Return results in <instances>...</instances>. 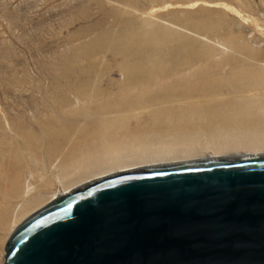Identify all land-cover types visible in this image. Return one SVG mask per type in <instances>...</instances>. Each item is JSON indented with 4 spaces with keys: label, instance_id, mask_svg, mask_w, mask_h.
Wrapping results in <instances>:
<instances>
[{
    "label": "bare ground",
    "instance_id": "1",
    "mask_svg": "<svg viewBox=\"0 0 264 264\" xmlns=\"http://www.w3.org/2000/svg\"><path fill=\"white\" fill-rule=\"evenodd\" d=\"M136 2L138 1L136 0ZM245 3L248 6L246 1ZM136 4L134 3V5ZM194 4H189L188 8H192ZM121 5L123 4L121 3ZM151 5L153 4L151 3ZM132 7L131 5L129 8L132 9ZM202 7V9L205 7L214 8L217 11L219 9V12L216 11V14L208 15L211 22L214 19V23L208 24L203 23L202 20H195L193 17L188 19L184 17L187 21L183 20L189 23L192 29L193 27L200 29L199 32L194 30L196 31L194 34L190 32V29L188 31L182 30L184 28L180 29V26L183 25L176 27L175 23V25H170L169 22L166 23L164 18H155L154 12H152L153 9H150L152 11L149 13H140L141 15L138 13L137 19L134 18L135 16L132 17L135 20H130L129 18L126 21L123 18V22L119 20L122 24H120L122 26L120 29L106 30L104 29L105 27L101 28L100 25L96 27L99 29L98 35L96 38L94 37L95 41L91 45L116 58L114 69L117 70L120 79L116 81L110 80L107 89H98L96 92L97 97L90 98L89 101L91 103L95 99H100L95 113V115L100 117V120L95 122L94 125L92 124V127L87 131L91 133L89 135L87 133L84 134L82 142L76 145L67 156V159L58 166L65 175H69L77 169H84L83 175H92L93 177L87 178L82 183H77V181L74 183L72 181L62 192L50 194L46 200L47 202L41 207L39 206L42 201L37 198L41 194L38 192V194H33L34 188L29 181H26L23 186L15 184L14 192L12 193L17 195L16 197L23 200L25 198L38 200L35 203V206H38L37 209L30 215L42 211L63 196L78 191L84 186L114 175L125 174L126 172L146 171V169L167 168L169 166L217 160L264 157V61L257 57L254 44L248 43L250 32L244 28L245 18L240 15L239 10L237 11L230 5L212 1L209 3L205 2ZM242 7L245 8L244 6ZM238 8L240 9L241 7ZM133 9L136 11V7ZM196 10L200 11L199 8H196ZM245 10L247 9L245 8ZM154 11H156L155 8ZM197 13L200 14L202 12ZM172 14L174 13L172 12ZM204 14L202 17H204ZM121 15L123 16V14ZM119 17L121 16L119 15ZM249 20H252V18ZM260 20L262 21V19ZM114 21H117V19ZM98 22L100 23L101 21ZM176 23L178 24L179 22ZM205 27L206 29L207 27L211 29L220 40L216 41L209 38L208 35H200L205 30ZM256 27L259 29L258 26ZM167 28L168 30H166ZM211 30L208 31L210 32ZM262 33L264 34V32ZM165 36L176 40L177 45L168 47L167 41L169 39L167 40ZM134 43H138L139 46L134 47ZM56 68H60V65L59 67L56 66ZM98 80L100 82V79ZM92 86L93 84L90 87ZM111 87H115L116 90L111 91L113 89ZM82 95L85 96L84 98L87 97L84 92H82ZM71 97L73 99V96ZM22 99L24 100V97ZM87 110L84 111L86 115L88 114ZM132 119L135 120V123L130 127L129 121ZM34 120H36L35 117ZM16 127L13 120L4 118L3 127L0 126V130L3 131V134L14 136L12 131H15ZM75 128L77 129L76 126ZM76 129L74 134L78 133ZM76 136H72V139ZM66 149L65 152L63 151L65 154L67 152ZM25 163L27 165V161ZM54 166V163H51V167ZM7 168L9 169V167ZM33 170L31 169V171ZM81 177H75L74 180H78ZM57 180L60 183L61 180ZM23 202L20 200L14 206L13 211L11 209L13 214L16 210L22 209ZM23 209L26 213L27 209ZM9 214L8 211L3 212L1 216L2 225L6 226L9 224Z\"/></svg>",
    "mask_w": 264,
    "mask_h": 264
},
{
    "label": "water",
    "instance_id": "2",
    "mask_svg": "<svg viewBox=\"0 0 264 264\" xmlns=\"http://www.w3.org/2000/svg\"><path fill=\"white\" fill-rule=\"evenodd\" d=\"M4 264H264V157L126 172L26 219Z\"/></svg>",
    "mask_w": 264,
    "mask_h": 264
},
{
    "label": "rangeland",
    "instance_id": "3",
    "mask_svg": "<svg viewBox=\"0 0 264 264\" xmlns=\"http://www.w3.org/2000/svg\"><path fill=\"white\" fill-rule=\"evenodd\" d=\"M100 1L102 0H87V2L86 0H0V115L2 116V118L0 116V126L3 127L4 118H7L9 120L11 119V121L13 120V123H15V125L17 126L15 128V131H12V134H14L15 137L13 135L3 134V131L0 130V152H2L0 153V249L3 247L5 248L6 243L13 232L18 227H20L26 219L31 217L32 215L30 214L34 212L38 207L35 206V203L38 202V200L36 199L25 198L23 200L16 197L17 195L12 193L14 192L15 184L23 186L26 181H29L34 188L33 194H41V197H37L40 199V201H42L39 206L41 207L47 202L46 200L50 194L54 192H62V190H64V188H66L72 181H74V183L76 181L77 183H82L83 181L87 180V178L92 176L83 175L84 169H77L75 172H71L69 175H65L58 166H60L62 161L67 159V156L71 153L72 149L76 145L80 144V142H82V140L84 139L83 135L86 133L87 135H89L91 133L87 131L92 127V124L94 125L95 122L100 120V117L95 115L96 106H99L100 99H95L91 103V101H89L90 98L97 97L96 92L98 89H107V85L110 80L116 81L120 79V75L118 74L117 70L114 69L117 61L116 58H113L110 54H105L104 52H102V50L100 51V48H94L91 45L98 35L99 29H97L96 27L100 25L101 28L105 27L104 29L106 30L120 29L122 27L121 22L124 21L123 18L125 19V21L129 19L135 20L137 19L138 13L139 15H141L140 13H149L152 11H150V9H153L152 12H154L155 18H164L166 23L169 22L170 25L176 24V27L179 25H183L180 26V29L184 28L182 30L187 31L190 29V32L194 34V32L196 31L199 32L200 29H197L195 27H193L192 29V26L189 23L185 22L183 19L193 17L195 20H202L203 23L206 24L214 23V19H212L211 22L208 15L216 14L217 10L207 7L202 9V5L205 4V2L209 3L211 1L224 5L227 4L228 6L230 5V7L235 8L237 11L239 10L240 15L245 18L244 28L248 29L250 32L248 43L250 42L254 44V49H256L257 57L260 60L264 61V34L262 33L264 32L263 0H238L239 2L237 0H191L192 2L190 0H167L169 4L165 0H137L138 2H136V0H134L135 2H132V0ZM245 1L247 2L248 6H246ZM128 2H130L133 6L132 9L129 8L131 7V5ZM111 3L113 4L112 6ZM121 3L123 5H121ZM134 3L138 4L134 5ZM151 3L153 5H151ZM191 3H195L192 7L194 9L188 8L189 4ZM117 4H119L120 6ZM176 4L180 5L178 6ZM242 6H244L248 11L245 10V8H243ZM135 7L136 11L133 9ZM238 7L241 8L239 9ZM257 7L260 8L258 9ZM154 8L156 11H154ZM196 8H199L202 13H200V11H197L198 9L196 10ZM129 10H131L132 12ZM134 11L137 13H135ZM172 12L174 14H172ZM197 12H199L200 14H198ZM217 12H219V9ZM169 13H171L172 15ZM121 14H123V16ZM124 14L126 15L125 17ZM203 14L204 17H202ZM115 15L117 16L115 17ZM119 15L122 18L119 17ZM132 17H134L135 19ZM251 18L252 20H249ZM116 19L117 21L121 20V22L114 21ZM176 19L177 21L174 22V20ZM260 19H262V21ZM98 21H101L102 23H99ZM176 22L179 23L177 24ZM95 23L98 25H96ZM256 26H258L259 29ZM255 28L259 31H256ZM83 30L86 31L83 32ZM166 30H168V28ZM208 30L211 29H209L208 27L206 29L205 27V30H203V32L201 30L202 33H200V35H208V37L211 39H214L216 41L220 40L212 30L210 31L211 33ZM94 34L95 36H93ZM165 38L167 40L169 39V41H167L168 47H175L177 45L176 40L168 38L167 36H165ZM125 44H127V42H125ZM134 45V47L139 46L138 43H134ZM107 60L109 61L107 62ZM81 63L84 64L82 65ZM59 65L60 68H58V73V69L56 68V66L59 67ZM63 69L66 71L65 73ZM60 70L63 72H61ZM63 74L65 75L63 76ZM98 79H100V82ZM77 80H79L80 82ZM93 80L96 81L95 84ZM87 82H89V84H87ZM92 84L93 86L90 87ZM111 88H113L111 91L116 90L115 87ZM22 91L27 95H25L24 93L22 94ZM82 92L87 95L86 98H84L85 96L82 95ZM71 96H73V99ZM21 97H24V100ZM81 101L84 103H82ZM68 105L69 107H67ZM80 105L82 108L80 107ZM74 107H77L78 110ZM85 110L88 111L87 115L84 114ZM33 116L36 120H34ZM84 118L86 121L84 120ZM134 123V119L130 120V127H132ZM28 126L29 128H27ZM75 126L77 127V129L75 128ZM75 129L76 131L78 130L77 132L79 133H76L77 136L76 134H74ZM72 136L76 137L72 139ZM65 149L67 150L66 154L64 153ZM47 156L49 157V159ZM26 161L28 166L25 163ZM51 163H54L55 166L51 167ZM7 167H9V169ZM41 167L44 169L46 168V171ZM31 169H34V172L31 171ZM28 176L30 177L28 178ZM75 177L81 178H79L78 181L74 180ZM57 179L61 180L60 183ZM11 197L12 199H10ZM20 200L24 201L21 208H26V213L24 209H19L16 210L13 214L12 211L14 209V206H16V204L20 202ZM4 211H8L10 213V218L8 219L9 224H7L6 226L2 225L1 223V216L3 215ZM18 211L21 213H19ZM4 231L6 232L4 233Z\"/></svg>",
    "mask_w": 264,
    "mask_h": 264
},
{
    "label": "built area",
    "instance_id": "4",
    "mask_svg": "<svg viewBox=\"0 0 264 264\" xmlns=\"http://www.w3.org/2000/svg\"><path fill=\"white\" fill-rule=\"evenodd\" d=\"M6 256V252H5V248H1L0 249V264H4L5 263V257Z\"/></svg>",
    "mask_w": 264,
    "mask_h": 264
}]
</instances>
